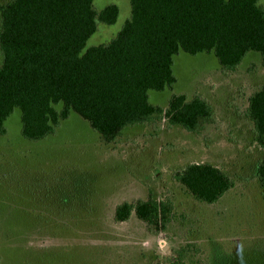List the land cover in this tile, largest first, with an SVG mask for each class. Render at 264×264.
Returning a JSON list of instances; mask_svg holds the SVG:
<instances>
[{
  "label": "rangeland",
  "instance_id": "1",
  "mask_svg": "<svg viewBox=\"0 0 264 264\" xmlns=\"http://www.w3.org/2000/svg\"><path fill=\"white\" fill-rule=\"evenodd\" d=\"M110 4L118 7L116 21L97 22L81 53L108 43L130 18L129 0H93L98 11ZM172 71L175 83L149 91V102L166 107L173 94L203 97L213 115L200 133L163 118L105 143L70 111L53 134L30 141L20 110H12L0 134V264H255L260 257L264 264L256 174L264 147L246 116L248 97L264 85L260 55L249 51L236 69L223 70L213 53L180 50ZM193 162L220 167L233 186L213 204L195 199L173 177ZM149 194L173 204L163 231L150 232L133 213L114 221L117 205Z\"/></svg>",
  "mask_w": 264,
  "mask_h": 264
},
{
  "label": "trees",
  "instance_id": "2",
  "mask_svg": "<svg viewBox=\"0 0 264 264\" xmlns=\"http://www.w3.org/2000/svg\"><path fill=\"white\" fill-rule=\"evenodd\" d=\"M129 4L130 18L120 31L108 43L81 53L97 22L116 21L115 4L98 11L93 0L0 1V134H5L4 121L14 108L21 113V134L30 141L53 134L70 111L86 120L105 143L115 142L126 127L163 118L200 133L213 115L203 97L173 94L166 107L149 102V91L175 83L174 55L180 50L213 53L221 69L234 70L253 51L264 65V7L258 0ZM246 116L256 145L263 148L264 85L248 97ZM256 174L264 201V156ZM173 177L195 199L209 204L233 186L223 169L208 162L189 163ZM172 211L169 199L149 194L117 205L114 221H127L133 213L150 232L158 233L171 221Z\"/></svg>",
  "mask_w": 264,
  "mask_h": 264
}]
</instances>
